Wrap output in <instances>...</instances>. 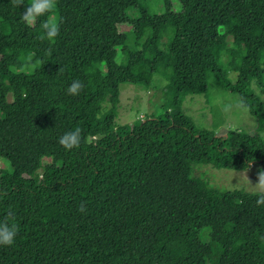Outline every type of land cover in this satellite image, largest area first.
I'll use <instances>...</instances> for the list:
<instances>
[{
	"label": "trees",
	"instance_id": "trees-1",
	"mask_svg": "<svg viewBox=\"0 0 264 264\" xmlns=\"http://www.w3.org/2000/svg\"><path fill=\"white\" fill-rule=\"evenodd\" d=\"M146 1L56 0L49 43L44 18L20 21L30 0H0V218L13 211L20 229L0 264H264V188L219 191L192 176L195 165H257L264 185V109L250 87L264 92V0H160V13ZM208 74L255 135L216 136L184 114ZM157 77L161 115L114 128L101 117L122 83ZM77 128L79 146L65 150L59 137Z\"/></svg>",
	"mask_w": 264,
	"mask_h": 264
},
{
	"label": "rangeland",
	"instance_id": "rangeland-1",
	"mask_svg": "<svg viewBox=\"0 0 264 264\" xmlns=\"http://www.w3.org/2000/svg\"><path fill=\"white\" fill-rule=\"evenodd\" d=\"M176 4V3H174ZM146 7L155 12H161L160 0H147ZM175 8L177 6L175 5ZM229 13L224 12L227 16ZM203 18H211L209 14H201ZM169 27V26H167ZM127 31V28L125 29ZM198 39V37L196 38ZM77 61L81 67L90 62L86 51L80 52ZM170 70L166 76L170 77ZM207 94L186 97L182 104V111L197 127L212 131L216 136H225L229 131H242L249 135L256 134V122L250 113L241 107L236 95L226 92L219 86L215 77L208 74ZM235 76H229L233 80ZM154 87L144 84L122 83L119 87L120 96L108 98L103 106L102 116L111 127L130 126L137 120L158 117L163 112L161 87L166 83L162 77L155 78ZM160 89H156L155 87ZM161 86V87H160ZM264 109V92L253 83L250 86ZM264 142V132L258 134ZM192 176L204 181L208 186L219 191L241 190L249 194L263 192V180L260 167L252 165L245 171L217 170L209 165H195L192 167ZM44 215L52 216L53 210H46Z\"/></svg>",
	"mask_w": 264,
	"mask_h": 264
},
{
	"label": "clouds",
	"instance_id": "clouds-1",
	"mask_svg": "<svg viewBox=\"0 0 264 264\" xmlns=\"http://www.w3.org/2000/svg\"><path fill=\"white\" fill-rule=\"evenodd\" d=\"M22 5V0H21ZM56 0H30V3L23 6V11L20 15V21L26 26H34L41 18H44L39 23L41 29V39L53 43L60 30V21L51 18L55 14ZM83 89V84L79 80H73L66 89V94L69 96H77ZM80 130H75L63 133L58 143L65 150H72L79 146ZM257 203H264V199L258 200ZM83 211V208H81ZM19 225L13 211H9L6 216L0 218V247H12L19 234Z\"/></svg>",
	"mask_w": 264,
	"mask_h": 264
}]
</instances>
